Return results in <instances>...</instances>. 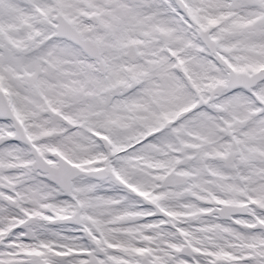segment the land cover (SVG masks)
Returning a JSON list of instances; mask_svg holds the SVG:
<instances>
[{"label": "snow or ice", "instance_id": "6c2138e0", "mask_svg": "<svg viewBox=\"0 0 264 264\" xmlns=\"http://www.w3.org/2000/svg\"><path fill=\"white\" fill-rule=\"evenodd\" d=\"M0 264H264V0H0Z\"/></svg>", "mask_w": 264, "mask_h": 264}]
</instances>
